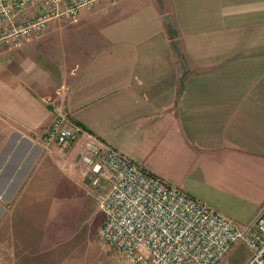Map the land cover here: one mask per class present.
I'll list each match as a JSON object with an SVG mask.
<instances>
[{"label":"crops","instance_id":"crops-1","mask_svg":"<svg viewBox=\"0 0 264 264\" xmlns=\"http://www.w3.org/2000/svg\"><path fill=\"white\" fill-rule=\"evenodd\" d=\"M60 114L83 132L47 147ZM86 134L236 224L253 220L264 209V0L99 4L0 56L8 251L70 245L53 231L66 205L56 189L90 180Z\"/></svg>","mask_w":264,"mask_h":264},{"label":"built area","instance_id":"built-area-1","mask_svg":"<svg viewBox=\"0 0 264 264\" xmlns=\"http://www.w3.org/2000/svg\"><path fill=\"white\" fill-rule=\"evenodd\" d=\"M117 1L0 0V56L39 37L52 20L76 23L82 9ZM82 132L61 114L45 144L65 149ZM81 161L93 186L107 180L108 190L99 198L100 235L129 264H222L237 245L250 252L246 264H264V209L238 225L90 134Z\"/></svg>","mask_w":264,"mask_h":264},{"label":"rangeland","instance_id":"rangeland-1","mask_svg":"<svg viewBox=\"0 0 264 264\" xmlns=\"http://www.w3.org/2000/svg\"><path fill=\"white\" fill-rule=\"evenodd\" d=\"M31 15L29 12L27 16ZM67 119L70 118L67 116ZM57 178L55 174L51 180L52 190ZM107 190V180H100L98 186L92 185V179L77 186H68L59 181L56 195L66 205L59 214V221L53 226V231L61 237H69L70 245L37 254L33 246L29 247L20 240L16 241V247L8 251L1 244L3 232L0 236V264H129L100 235L104 217L99 211V198ZM35 238L33 236L34 241L30 237L25 240L34 244ZM248 258L250 259L249 250L243 245H237L222 264H246Z\"/></svg>","mask_w":264,"mask_h":264},{"label":"trees","instance_id":"trees-1","mask_svg":"<svg viewBox=\"0 0 264 264\" xmlns=\"http://www.w3.org/2000/svg\"><path fill=\"white\" fill-rule=\"evenodd\" d=\"M146 170V169H145ZM147 171V170H146ZM148 173H150L149 171H147ZM150 174H152V173H150ZM152 175H154V174H152ZM155 176V175H154ZM157 177V176H156Z\"/></svg>","mask_w":264,"mask_h":264}]
</instances>
